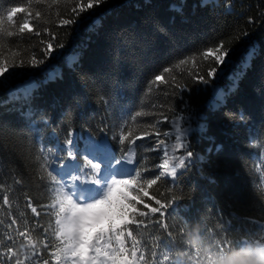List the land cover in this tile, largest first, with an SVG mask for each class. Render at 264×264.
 I'll return each mask as SVG.
<instances>
[{"label": "trees", "instance_id": "1", "mask_svg": "<svg viewBox=\"0 0 264 264\" xmlns=\"http://www.w3.org/2000/svg\"><path fill=\"white\" fill-rule=\"evenodd\" d=\"M112 1H117L118 7ZM173 5L182 10L172 12ZM73 6L53 5L52 0H0L5 33H17L12 37L5 34V52L17 49V59L22 57L25 62L33 53L43 58L39 50L45 45L41 41L52 39L49 33L55 34L53 53L44 64L17 68L10 80L0 83V185L4 189L0 192V224L4 226L0 227V247L13 246L3 241L4 235L15 234V229L7 231L9 215L16 217L20 231L28 229L32 239H44L38 225L49 228L51 239L54 217L40 205L54 197L49 185L38 179L46 177L36 159L41 147L56 152L70 132L74 144L79 137L81 149L89 136L98 141L107 138L118 159L128 154L139 165L138 170L150 169L144 172L143 183V179H154L163 171L158 167L164 159L157 149L158 139L168 146L170 166L173 155H184V149L173 153V122L187 130V139L182 142L187 143L193 157L186 169H178L176 178L166 175L148 189L147 197L139 194L152 207H159L153 196L170 205L163 216L153 214L147 228L131 226L133 234L142 239V249H147L146 259L151 260L153 249L157 264L164 254L188 252L192 259L183 257L184 264H197L193 250L198 249L203 264L205 249L213 250V240L235 245L264 236L260 227L264 224V49L247 60L249 66L238 79V87L229 92L243 71L247 46L264 45V0H142L140 6L133 0H106L83 13L75 24L60 26L61 17L72 18ZM12 7L41 12L38 21L27 17L39 36L18 34L26 13H16L13 21H8L7 12ZM143 13L146 23L139 19ZM221 41L230 49L226 61L231 63L220 65L207 85L194 80L189 72L198 70L208 79L207 70L216 67L199 53ZM60 43L63 48L56 47ZM193 56L195 63L189 59L188 64L177 67L179 60ZM6 58L12 59L10 55ZM165 67L173 69L165 75L170 83L153 86L149 93V82ZM49 72L59 73V78L49 80ZM173 76L181 90L173 87ZM26 87L33 89L30 97L24 95ZM79 97L85 99L83 111L76 109ZM135 111L146 115L131 121L130 114ZM125 121L124 130L130 128L133 137L144 131L152 133L137 140L130 152L128 142H117ZM202 124L206 125L204 131L200 130ZM156 132L160 133L158 138ZM209 148L213 150L209 152ZM75 157L83 165L81 153L76 152ZM93 163H101L103 169L101 161ZM17 178L21 183H15ZM4 194L9 196L11 213L3 205ZM27 197L41 212L39 217L31 213ZM137 208L149 211L141 204ZM160 220L168 224L167 231L156 223ZM17 239L19 244L25 242Z\"/></svg>", "mask_w": 264, "mask_h": 264}, {"label": "snow or ice", "instance_id": "2", "mask_svg": "<svg viewBox=\"0 0 264 264\" xmlns=\"http://www.w3.org/2000/svg\"><path fill=\"white\" fill-rule=\"evenodd\" d=\"M37 3H47V0H36ZM72 3L73 7L70 9L71 19L61 17L58 21L60 26H70L76 23L83 13L92 10L95 7L106 3V0H52V4ZM172 10L181 11L179 7L173 5ZM26 13L23 22L19 24L18 34L28 32L36 36L40 35L39 31H34L33 25L29 22L27 17L33 20H40L42 14L40 11H35L33 14L25 7H12L7 12V20L13 21L14 14ZM45 33H49V29H44ZM12 37L17 33L5 30L0 21V83L8 81L15 75V69L23 67H38L45 63V60L53 53L54 33H49L52 39L41 41L45 46L39 51L43 58H38L33 53L30 58L25 60L20 56V51L17 49H9L7 52L3 49L4 36ZM57 48H63L62 43L56 45ZM230 49L225 48L224 42L221 41L215 48H207L199 53L204 60H212L216 67H210L207 70L208 79L200 74L197 70L195 73L189 72L192 78L202 84H209L211 79H214L217 74V69L220 65L231 63L226 61ZM10 55L11 60L6 56ZM254 55V50H250L246 62L242 65L243 71L238 74V78L233 81L229 92H233L238 87V79L242 78L244 71L249 66L247 60ZM189 59L195 63L196 57H186L179 60L178 65H186ZM10 69L12 71H10ZM173 72L171 67H165L160 74L155 75L148 86L147 91L150 93L153 86L167 85L170 82L165 79V75H170ZM7 73V75H5ZM59 78V73L49 72L48 79L55 80ZM176 77H172L173 87L176 90H181L179 84H175ZM187 85H184L186 88ZM33 89L26 87L24 95L31 96ZM223 102V101H222ZM146 115L143 111H135L130 114V120L135 121L138 117ZM164 120H168L167 116H163ZM179 119H183L180 117ZM241 120H243V111L241 110ZM45 123H47L45 121ZM160 121H156L159 124ZM176 124L175 144L172 147L173 153L180 149H184V155H173L171 159L174 164L170 166L168 146L164 140L157 142V149L163 152V162L158 165L163 169L154 179H143L140 182L144 172L150 169L145 168L143 171L138 170L139 165L134 158L126 154L123 159H118L112 152L111 144L107 138L102 140H95L89 136L83 149L79 147V137L76 138L74 144L72 133H69V139L63 146H58L56 152L47 147L39 149V155L36 157L39 162V168L46 173V177L41 175L38 179L45 181L49 185V191L53 194L50 203L40 205L41 208L49 210L48 214L54 217V227L51 228V239L49 238V228H44L43 225H38L43 229L44 239L36 241L28 234V229L19 230L17 219L15 216L9 215L10 223L7 225V231L13 232L14 235H4L3 241L6 244L13 246L0 247V264H157V251L151 250V260L146 259L147 249H142V239L138 238V234L134 235L131 226L135 225L136 229L147 228L149 223H152V215L168 212L169 204L162 203L161 200L152 197L159 207H152L145 204L144 200L140 198L139 194L147 197L149 195L148 189L157 184V181L162 177L170 175L176 178L178 169L184 170L189 166L190 158L193 157V152L188 150L186 142L187 130L182 129L178 122ZM128 122L125 121L121 126V134L117 137V142L123 144L128 142L129 152L132 146L136 144L137 140L142 137H148L152 133L144 131L139 136L133 137V132L130 128L125 131ZM155 127V124L152 125ZM200 130H206V125L202 124ZM165 136L169 133L165 132ZM158 138L159 132L155 133ZM131 138V139H130ZM213 149L209 148L211 152ZM217 152L221 150L220 146L215 149ZM80 152L83 156V165L76 160L75 153ZM87 155H83V153ZM63 153V154H61ZM91 156L92 159L88 157ZM134 156V154H133ZM51 158V159H50ZM65 158L68 162L65 163ZM93 160H99L103 163H93ZM188 161V163H186ZM83 168V171L81 169ZM78 174H73V173ZM15 183L19 184L21 181L17 178ZM3 186L0 185V192H3ZM135 193V195H134ZM163 195V193H161ZM3 205L11 213V204L8 194L2 196ZM137 204L144 205L149 211H143L137 208ZM27 205L31 213L39 217L41 212L33 205L32 198L27 197ZM171 214V213H169ZM140 217L141 219H137ZM147 219V222H146ZM163 229L167 231L168 224L162 220L156 221ZM0 227H4L0 224ZM264 229V224L260 225ZM35 230V229H33ZM23 238V244L18 243V239ZM171 237V232H168ZM264 236L259 239L249 240L244 239L235 245L229 242H218L213 240V251L225 252L231 251L234 248H241L250 244L264 245ZM39 243L40 247H37ZM167 245L168 242L165 241ZM173 242L172 247H175ZM197 258V264H200V253L198 249H194ZM139 253V255H138ZM45 254L48 258L45 259ZM175 256L176 259H172ZM183 257L192 259L188 252L164 254L162 262L167 264H184ZM206 258V257H205Z\"/></svg>", "mask_w": 264, "mask_h": 264}, {"label": "clouds", "instance_id": "3", "mask_svg": "<svg viewBox=\"0 0 264 264\" xmlns=\"http://www.w3.org/2000/svg\"><path fill=\"white\" fill-rule=\"evenodd\" d=\"M202 260L203 264H264V245L250 244L225 252L205 249Z\"/></svg>", "mask_w": 264, "mask_h": 264}, {"label": "bare ground", "instance_id": "4", "mask_svg": "<svg viewBox=\"0 0 264 264\" xmlns=\"http://www.w3.org/2000/svg\"><path fill=\"white\" fill-rule=\"evenodd\" d=\"M133 1H136L137 3H139L138 0H133ZM112 4L115 5L116 7H118V3H117V1H112ZM171 11H172V12H178V11H174V10H172V8H171ZM144 13H145V12H144ZM144 13H143L142 15H140V18H139V19H140L143 23H146V19L143 18L144 15H145ZM151 22L154 23L155 20H154V21H151ZM246 49H247L248 52H249L250 50H254V52L259 53V52L263 51V49H264V45L261 44V43H258L257 48H252L251 45L249 44V45L247 46ZM77 102H78V105H76V109L79 110V111H83V104H84V102H85V99H83L82 97H79V98L77 99ZM251 134H253V133H251ZM252 137H253V135H252ZM250 139H251V138H250Z\"/></svg>", "mask_w": 264, "mask_h": 264}, {"label": "rangeland", "instance_id": "5", "mask_svg": "<svg viewBox=\"0 0 264 264\" xmlns=\"http://www.w3.org/2000/svg\"><path fill=\"white\" fill-rule=\"evenodd\" d=\"M138 2H142V0H138ZM137 3V2H136ZM140 3H137L140 6ZM135 7H137V5H135Z\"/></svg>", "mask_w": 264, "mask_h": 264}]
</instances>
